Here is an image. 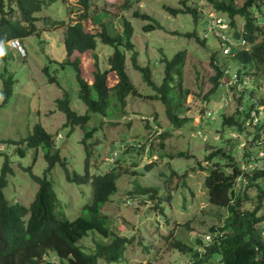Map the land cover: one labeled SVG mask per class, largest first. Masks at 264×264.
<instances>
[{
    "label": "rangeland",
    "instance_id": "obj_1",
    "mask_svg": "<svg viewBox=\"0 0 264 264\" xmlns=\"http://www.w3.org/2000/svg\"><path fill=\"white\" fill-rule=\"evenodd\" d=\"M122 1L91 0L88 17L82 19V24L84 29L92 31L93 28L95 31L97 24L102 23L111 34H115L122 32L125 19L130 21L133 28V48L125 50V68L136 91L141 95L129 94L124 108L112 111L114 116L108 113L101 115L99 112L91 114L89 124L95 123L97 129L87 139L89 166L91 172L113 166L120 171L124 168L127 170L118 177L116 191L104 205L113 229L132 239L128 243L126 257L132 261H143L156 255L154 264H178L188 259L184 258V253L172 249L170 238L180 234L179 237L190 242L196 231L203 232L210 225L218 223V211L225 213L223 208L208 201L204 185L207 170L200 165H210L212 159L208 162L206 155L223 142L225 150L236 149V154L246 137L251 134L243 130L237 135L243 140L237 139L236 133L229 126L222 125V113H233L239 107L241 96L242 110L246 112L251 102L257 101L264 94V76L243 75L238 81V76L232 80L225 74L215 91L209 92L213 85L211 77L215 73L209 55L213 50L219 49L220 41L209 29L205 19L212 18L215 23L217 18L220 21L224 18L214 11L203 15L210 6L207 0H184L187 5L197 6V11L203 13L197 22L193 21L192 15H172L163 7L168 4L184 7L182 0H131L129 6L124 8L121 6ZM4 3V9L9 10L8 0H4ZM78 7L79 0H54L51 5L42 7L35 14L39 18L35 22V32L0 44V169L5 158L10 160L13 172L8 174L4 189L10 200L28 203L38 187L30 171L43 175L46 166L43 151L39 149L35 152V148L26 143V137L36 122L53 134L55 146L59 147L61 155L66 156L68 167L78 173L84 172L86 149L79 141L83 130L79 126H72L73 130L69 131L70 126L63 125L65 114L59 110L56 102L57 97H62L65 90L69 94L72 108L78 113H83L86 109L85 103L79 99L73 65L69 62L59 63L67 56L64 45L66 23L53 24L50 23L51 20H42L45 15L57 19H76L80 13ZM17 10L15 7L11 12L18 15ZM134 10L150 14L164 28L144 30L143 25L149 19L133 16ZM251 11L264 24V2L254 5ZM220 26L225 27L226 24L222 22ZM194 28L200 36L208 33L204 45L198 43L193 36L181 34ZM175 30L179 32L174 33ZM180 49H186L182 83L188 93L183 97L182 110L178 111L179 116H184L185 120L174 123L167 118L165 104L160 99L148 98L153 97L156 90L142 78L130 57L134 52L136 63L147 65L151 79L158 85L162 80L165 59H170ZM111 52L112 47L96 37L94 49L83 53L75 50L70 58L79 57L80 72L91 82L92 71L95 69L94 55L97 57L98 67L103 70L109 67L108 57ZM219 60V64L229 65L231 72L239 67L234 59L228 58L223 62V56H219ZM44 66L48 69L44 70ZM3 74L5 78L10 74L13 80L11 94L6 98L2 97L1 92ZM50 77H54V81H50ZM109 97L115 96L110 94ZM112 107L113 104L110 108ZM257 107L264 113L262 105ZM124 110L126 111L123 113ZM116 114L119 116L116 117ZM261 117L264 118V115ZM252 119L255 122L254 116ZM221 132H224L222 137L217 138ZM161 134L166 136L162 137ZM262 135L255 140L260 142L259 156L260 151L264 152ZM247 144L251 143L247 141ZM17 147L23 148L22 154ZM114 150L117 155L111 162L108 157ZM147 163L149 167L146 166ZM242 165L244 166L243 161ZM247 166L253 167V164ZM132 169L136 173H132ZM47 177L66 205L67 215L77 213L80 202L82 205L90 198V186L68 180L59 163L53 166ZM139 181L143 185L158 187L162 211L154 206L159 198L157 195L151 199L148 198V193H127L133 188L132 183L135 185ZM185 221H188V227ZM168 234L171 236L164 237ZM93 239L106 241L102 234L93 231L83 237L80 243L89 247ZM204 239H209L207 234Z\"/></svg>",
    "mask_w": 264,
    "mask_h": 264
},
{
    "label": "trees",
    "instance_id": "obj_2",
    "mask_svg": "<svg viewBox=\"0 0 264 264\" xmlns=\"http://www.w3.org/2000/svg\"><path fill=\"white\" fill-rule=\"evenodd\" d=\"M53 1L8 0L9 10H7L4 9V0H0V44H5L8 39L23 38L35 32V22L39 19L35 14L42 7L51 5ZM122 2L121 6L124 8L129 6L131 0ZM262 2L264 0H207L210 6L204 14L197 11V6L187 5L184 0L181 1L184 7L163 4V7L172 15L189 14L195 22L202 18V14L206 15L212 11L223 16L226 21L225 27L214 26L210 29L212 18L208 20L205 17L209 29L220 41L219 49L213 50L209 55L210 63L215 69L211 77L213 85L209 92L215 91L224 75V67L229 66L219 64V56H223V62L228 58L237 62L238 81L243 75L264 76V24L259 22L251 11L254 5ZM90 3L91 0H79L80 13L76 19L71 17L68 20L57 19L52 18L51 15H45L42 18L46 22L51 20L50 23L53 24L66 23L64 45L67 56L59 63L69 62L73 65L78 82L79 99L85 103L86 109L83 113H78L72 108L69 94L65 90L62 97H57L56 102L59 110L65 114L63 125L70 126L69 131L73 130L72 126H79L83 130L79 141L86 149L84 172L78 173L73 168L70 169L66 156L61 155L59 147L55 146L53 134L39 122L33 125L26 137V143L29 147L35 148V152L39 149L43 151L46 166L41 176L30 171L38 187L30 201L25 203L20 200H10L6 196L4 189L7 186V176L13 172V167L7 158L3 161L0 169V264H154L153 260L156 259V255L143 261H132L127 258V246L132 239L125 234L117 233L104 211V205L110 195L116 191L118 177L127 170L124 168L120 171L114 166L101 171L91 172L90 170L87 139L97 129L95 123L89 124L91 114L99 112L101 115L108 113L114 116L115 113L112 111L115 109L121 111L129 94L141 95L139 91H136L125 68V50L133 48L132 24L125 19L122 32L115 34H111L102 23L97 24L95 31L93 28H91L92 31L86 30L83 28L82 19L88 17ZM15 7L18 9V15L11 12ZM133 16L149 19V22L143 25L144 30L164 28L148 13L134 10ZM215 28L229 35L230 40L244 39L246 45L238 42L231 46L229 52L223 53V41L215 33ZM177 32L179 31H174V33ZM181 34L186 37L193 36L198 43L204 45L208 33H203L201 37L194 28ZM96 37H99L102 43L109 44L112 52L108 57L109 67L103 70L98 67L97 57L94 55L95 69L92 71V81L88 82L80 72L79 57L70 58V55L75 50L83 53L85 50L94 49ZM130 58L133 66L140 71L142 78L156 90V94L148 98H158L165 104V111L170 122L184 121V116L180 117L178 111L182 110L183 97L188 93V89L184 88L182 83V67L185 63L186 49H180L170 59H165L162 80L158 85L150 77V68L136 63L134 52ZM49 59L53 60L50 57ZM43 69L47 70L48 67L44 66ZM2 76L1 92L2 97L6 98L11 94L13 80L10 74L6 78L4 74ZM49 79L54 81V77ZM110 94L115 97H109ZM241 97L239 107L233 113H222V125L229 126L240 141L243 139L237 135L239 136L243 130L251 133L250 136L246 137L243 146L236 154H234L236 149L225 150L223 142L225 140H222L223 143L218 144L206 155L208 162L212 159L211 164L205 167L200 165L207 170L204 185L208 201L218 208H223L225 213L218 211V223L210 225L203 232L196 231L190 242L179 237L180 234L170 238L172 249L184 253V258L188 259L178 264H264V156L258 155L260 142L255 141L261 134L264 135V118L261 117L264 113L255 112L256 122L252 121L253 114H251L253 107L256 106V110L259 105L264 107V94L259 96L257 101L253 100L246 112L242 110ZM111 104H113L112 108H110ZM118 114L116 117L119 116ZM223 133L221 132L217 138L222 137ZM247 141L251 144H247ZM135 145L140 146L138 143ZM126 148L128 149V146ZM17 150L20 154L24 151L21 147H17ZM251 161H257L259 165L248 167ZM56 163L62 166L68 180L87 184L91 188L90 198L82 205L80 202L78 212L74 215L66 214V205L58 197L52 181L47 177ZM148 164L147 167H149ZM27 168L30 170L29 167ZM131 172L136 173L134 169ZM238 176L240 179L244 177L245 182L240 180V185L237 186ZM132 187L127 191L128 194L148 193V198L151 199L157 195L159 198L154 206L162 211L159 206L161 196L157 192L156 185H143L139 181L135 185L132 183ZM187 223L188 221L186 227L189 225ZM93 231L102 234L106 241L93 239L92 244L85 247L80 240ZM170 234L164 237L171 236ZM205 234L209 239H204Z\"/></svg>",
    "mask_w": 264,
    "mask_h": 264
},
{
    "label": "built area",
    "instance_id": "obj_3",
    "mask_svg": "<svg viewBox=\"0 0 264 264\" xmlns=\"http://www.w3.org/2000/svg\"><path fill=\"white\" fill-rule=\"evenodd\" d=\"M222 22H224L225 24H226V22H225V20L223 19V21H220V19L219 18H217L216 19V22L215 23H213V20H212V24L210 25V29L211 28H213L214 26H219V27H221L220 25H221V23ZM216 30H218V31H216ZM214 31H215V33L217 34V35H219V37L221 38V40L223 41V48H222V52L223 53H227V52H229L230 51V49H231V46L232 45H236V44H238V42H239V44H245V40L244 39H241V40H239V41H234V40H230L229 38V35H226L223 31H220L219 29H217V28H215L214 29ZM225 74H228V76L229 77H231V78H233L232 80H234V79H236V77H237V73H236V71H233V72H231L230 71V68H229V66H225L224 67V75L223 76H225ZM227 77V76H226ZM228 78V77H227ZM260 108V107H259ZM258 107H257V110H252L251 111V114H253V116H254V120H255V122L257 121V118H256V113L258 112V113H262L263 111H262V109L260 108L259 109ZM254 112H256V113H254ZM252 121H253V119H252ZM254 122V121H253ZM261 153H264V152H262V151H260V156H264V155H261ZM253 164V166H255V165H259V163L257 162V161H251V162H249L248 164L250 165V164ZM251 168H252V166H251Z\"/></svg>",
    "mask_w": 264,
    "mask_h": 264
},
{
    "label": "clouds",
    "instance_id": "obj_4",
    "mask_svg": "<svg viewBox=\"0 0 264 264\" xmlns=\"http://www.w3.org/2000/svg\"><path fill=\"white\" fill-rule=\"evenodd\" d=\"M122 146H123V145H122ZM116 154H117V151L114 150V151L112 152V155L115 157ZM112 155H110V156L108 157V159H109L110 161H114V157H113ZM240 180H243V181L245 182V178H244V177H242V179H240V176H238V178H237V186L240 185Z\"/></svg>",
    "mask_w": 264,
    "mask_h": 264
}]
</instances>
